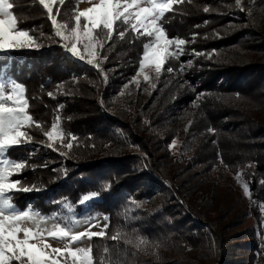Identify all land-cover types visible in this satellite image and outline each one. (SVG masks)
<instances>
[{
	"label": "trees",
	"instance_id": "1",
	"mask_svg": "<svg viewBox=\"0 0 264 264\" xmlns=\"http://www.w3.org/2000/svg\"><path fill=\"white\" fill-rule=\"evenodd\" d=\"M15 5L21 28L51 34L36 0H15ZM242 5L243 11L234 0L176 5L165 26L169 36L188 43L165 69L183 63L185 70L151 77L149 91L138 88L141 99L124 85L132 87L129 81L146 41H118L102 65L115 71L107 74L105 85L117 100L109 102V91L102 95L113 111L109 119L97 101L105 86L102 76L86 63L66 59L57 44L41 41L45 46L39 50L0 56V81L25 85L30 113L48 129L59 115L60 126L79 139L65 157L42 146V132L31 131L39 150L28 164L36 168H26L16 179L44 189L17 193L15 204L23 209L32 202L46 212L73 205L81 210L82 195L98 192L93 208L108 216L109 236L120 229L148 241L139 251L123 240L91 241L94 256L99 258L107 245L113 260L122 254L121 264H264V0H242ZM60 104L64 107L57 110ZM121 130L132 136L133 147ZM176 137L184 143L173 152L169 145ZM26 155L25 148L8 154ZM62 165L66 174L53 171ZM238 175L249 185L250 196Z\"/></svg>",
	"mask_w": 264,
	"mask_h": 264
},
{
	"label": "snow or ice",
	"instance_id": "2",
	"mask_svg": "<svg viewBox=\"0 0 264 264\" xmlns=\"http://www.w3.org/2000/svg\"><path fill=\"white\" fill-rule=\"evenodd\" d=\"M80 2L81 0H36L52 29L51 34L46 35L32 28H21V21L14 11L15 0H0V56L7 59L10 52L39 50L45 46L41 41L55 43L61 47L66 59L70 57L77 63L83 62L91 66L106 84L109 77L102 65L115 44L121 41L134 45L137 41H146L142 43V55L138 57V71L129 82L135 81L139 86L136 77L141 74L144 80H149L146 69L154 73L156 80H159L164 71L182 73L185 70L183 63L178 68L169 65L165 69L169 59H178L184 54V46L188 43L178 36H169L165 26L167 14L173 13L175 6L183 4L185 0H88L91 6L83 10L78 8ZM234 2L241 11L244 10L242 0ZM67 3H72V9L64 7ZM203 10L210 11L207 7ZM193 55L202 53L193 51ZM187 63L191 64V60ZM155 86L153 83L152 87ZM62 87L63 84L58 85V88ZM47 95L55 98L53 92H48ZM63 107L60 104L57 110ZM29 109L30 100L23 83L15 79L0 82V264H121L122 254L117 253L113 260L112 250L107 245L103 247L99 258L94 256L93 244L81 246L94 238H106L117 243L123 240L137 251L146 250L148 241L135 232L122 233L120 229H116L109 236L107 223L103 229L92 231L91 227L99 228L98 218L95 223L91 217L78 216L73 221L65 219L55 210L44 214L35 209L32 202L23 209L15 204L14 196L17 193L39 192L43 187L38 184L26 186L20 178L13 179L14 176L21 177L28 167L33 170L36 168V165L28 164L29 157L39 150V146L32 144L33 129L46 137L43 147L57 151L61 156L66 157L74 144H79L78 137L66 133L60 126L59 115L52 120L48 129ZM208 131L215 132L212 128ZM175 145L176 141L173 140L169 147ZM16 148L27 149L28 155L10 158L9 152ZM218 160L223 163L222 156L218 155ZM43 167L47 168V162ZM66 172L67 169H64L60 174ZM237 179H240L239 175ZM261 183L264 184V181ZM243 189L246 196L251 195L247 183L243 184ZM98 197V192L84 194L79 204L83 206ZM261 211H264V206ZM104 219L108 220L107 217ZM85 224L89 226L80 230ZM49 239L62 243L64 247H52Z\"/></svg>",
	"mask_w": 264,
	"mask_h": 264
},
{
	"label": "rangeland",
	"instance_id": "3",
	"mask_svg": "<svg viewBox=\"0 0 264 264\" xmlns=\"http://www.w3.org/2000/svg\"><path fill=\"white\" fill-rule=\"evenodd\" d=\"M90 6L91 5L88 3V0H81V2L78 4V8L80 10H83V9H85L87 7H90ZM170 60H173V59H170ZM6 67L8 68V65H5V68ZM105 72H106V74L115 73L114 67H112V68H106L105 69ZM146 74L149 76V80H147V81L144 80L143 74H141L140 76L136 77V79L139 81V86H137V83L135 81H133L132 82V84H133L132 87L130 85H128V87H126L127 89L129 88L130 91L131 90L134 91V93L130 94V95H132V97H134L136 95V93L139 92L138 93V96H137V99H141L142 92L141 91H138V88H140V86L146 87V89H147L146 91H149L150 90L149 89L150 88L149 87L150 86L149 85V81H151V79H152L151 77H154V73L151 70L146 69ZM116 76H118V75L115 74V77ZM103 84L105 85V83H103ZM106 91H109V96L107 98V99H109V102L111 100L112 101H116L117 98H116V94L111 89L108 90V86H106V85L103 86L101 92H99V94H98V98H97L98 104L101 107V110L104 111V113H103L104 116L107 119H109L110 116L112 115V112L113 111L111 109H108L105 106V104H104V99H103L102 95H103V93L105 94ZM115 124H118L119 125V123H115ZM190 125H191V120H189L188 122H186L185 127H184L185 132L190 127ZM117 129L120 130L122 128H121V126H117ZM121 133L124 134L125 133V130H121ZM124 137H125V140L128 143V145L130 147H133V142H132L133 141V138H132V136L126 133V134H124ZM173 140L176 141V145H175V147H172L171 149H172L173 152H177L182 147L184 141L180 137H176ZM135 152H139L140 153V150L139 149H135ZM55 169H57L61 173L62 170L67 169V167L65 165H62V167L61 166L60 167H56ZM13 179H16V176H14ZM164 182H167V185H170V182L168 180H165ZM243 184H244V182L239 179V185L242 188V191L244 192ZM42 189H44V187H42ZM92 202H94V200H92L90 202H87L85 205H83V208L81 210H78L77 207L75 205H73V206L68 207V208L66 207V210L65 211L62 208L53 209L52 211H54V210L55 211H58L59 213H61L63 215V217L65 219H71L73 221H75L78 216L79 217H82V218L91 217L92 220H93V223H95V222H97L96 218H98L99 228H97V227H91V230L92 231H99V230H101V229L104 228L105 223L108 224V220L105 221V219H104V217H107L108 218V216L105 215L103 212L97 210L96 208H93L94 207V203H92ZM35 209H37V208H35ZM52 211L46 212L45 210H43L41 212L44 213V214H48V213H51ZM88 226L89 225L85 224V225H83L81 227L80 230H84V228H87ZM49 243L52 244V247H56V248H63L64 247V245L62 243H59V242H56V241H52L51 239H49ZM89 243H91V241H85V243L82 244L81 246L87 247Z\"/></svg>",
	"mask_w": 264,
	"mask_h": 264
}]
</instances>
